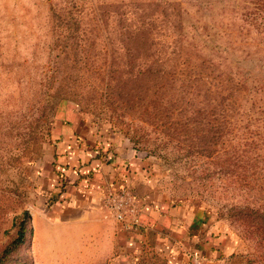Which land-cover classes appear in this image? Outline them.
I'll list each match as a JSON object with an SVG mask.
<instances>
[{"label": "rangeland", "instance_id": "1", "mask_svg": "<svg viewBox=\"0 0 264 264\" xmlns=\"http://www.w3.org/2000/svg\"><path fill=\"white\" fill-rule=\"evenodd\" d=\"M246 206L264 212V0H0V253L31 214L3 264H259Z\"/></svg>", "mask_w": 264, "mask_h": 264}, {"label": "trees", "instance_id": "2", "mask_svg": "<svg viewBox=\"0 0 264 264\" xmlns=\"http://www.w3.org/2000/svg\"><path fill=\"white\" fill-rule=\"evenodd\" d=\"M241 81V80H240ZM238 81V82H240ZM237 82V83H238ZM217 87L220 89L219 94L224 92L228 93V101H231L232 104L236 101L233 100V91L234 86L231 85V79H226L222 81V79L218 80ZM230 104V103H229ZM98 158V156H96ZM65 180V178H64ZM260 186V185H258ZM257 199V198H256ZM257 202V201H256ZM255 202V203H256ZM241 212L237 216V221H239L240 225L244 226L245 230L248 231V234L258 233L259 230L262 231V234L259 236V245L262 251L261 255L258 256L259 264H264V221H261L259 218L264 219V212H260L258 209L252 211L248 209V207H243L240 209ZM253 214V215H251ZM251 216H254L252 218ZM31 218V214L28 210H25L21 216L15 219L14 225L18 226V230L16 233V237L9 242L3 251L0 253V264H3L4 259L11 253L12 250L20 247L27 240V224ZM258 218V219H256ZM247 221L250 223L248 224Z\"/></svg>", "mask_w": 264, "mask_h": 264}, {"label": "crops", "instance_id": "3", "mask_svg": "<svg viewBox=\"0 0 264 264\" xmlns=\"http://www.w3.org/2000/svg\"><path fill=\"white\" fill-rule=\"evenodd\" d=\"M70 129V130H69ZM63 133V138H67L68 137V135H67V133H73V130H71V128H69V127H67V126H64V129H63V131H62ZM58 138H61V137H58ZM77 140L75 139V142H76ZM63 142V141H62ZM92 148V147H91ZM73 161H78V159L77 160H73ZM115 169L116 168H113V169H110V172L113 174V175H115ZM66 172V171H65ZM70 171L68 170L67 171V174H70L69 176H71L72 177V179L73 178H75V179H77V173L76 172H74V170H73V172H74V174L73 175H71V173H69ZM68 175H66L64 178H65V180L66 179H69L68 177H69ZM79 176V175H78ZM79 179H77V181L75 182V184H79L80 182H78V180H80L81 178H80V176L78 177ZM71 178L69 179L70 181L72 180ZM82 180V179H81ZM83 181V180H82ZM68 186H69V184H68ZM70 187H75V185H71L70 184ZM94 187H91L90 189H89V191H90V193H92L94 190ZM66 192V191H65ZM67 193V192H66ZM166 212H170V210L169 211H166ZM170 216V215H169ZM169 216H167V215H161L160 217H159V219L160 220H164V219H166V217H168L169 218ZM173 218V217H172ZM171 218V220H170V222H171V224H177L176 223V221H174L173 219ZM145 221V224H141V223H139V224H136V225H134V227H135V229L137 230L136 232L137 233H139V234H144L145 233V231L147 232V230H149V212H147V214L145 215V219H144V217H143V220L141 219V217H140V222H144ZM166 222H168V221H166ZM206 223V222H205ZM186 226H187V228L188 229H190V232H189V234L191 235V232H192V234L193 235H191L192 237H194V229H195V226L192 224V221L190 222V223H186L185 224ZM167 226H169V225H167ZM183 226H184V224H183ZM182 225H181V227H183ZM199 252H201V249L198 247V248H194V253L195 254H198ZM192 255V254H191Z\"/></svg>", "mask_w": 264, "mask_h": 264}, {"label": "built area", "instance_id": "4", "mask_svg": "<svg viewBox=\"0 0 264 264\" xmlns=\"http://www.w3.org/2000/svg\"><path fill=\"white\" fill-rule=\"evenodd\" d=\"M115 207L119 208V206H117V205H116ZM118 216H119V217H122V215H121L120 212H119ZM136 224H137V223H136ZM136 224H135V225H136ZM133 226H134V225H133Z\"/></svg>", "mask_w": 264, "mask_h": 264}]
</instances>
